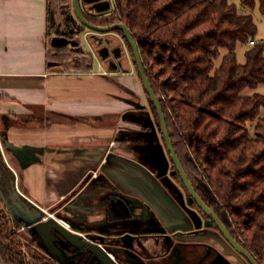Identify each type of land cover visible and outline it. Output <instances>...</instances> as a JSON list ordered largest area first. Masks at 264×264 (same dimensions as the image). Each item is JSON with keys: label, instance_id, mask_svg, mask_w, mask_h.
I'll list each match as a JSON object with an SVG mask.
<instances>
[{"label": "trees", "instance_id": "obj_1", "mask_svg": "<svg viewBox=\"0 0 264 264\" xmlns=\"http://www.w3.org/2000/svg\"><path fill=\"white\" fill-rule=\"evenodd\" d=\"M65 1L69 0H48L47 38L55 24L53 5ZM240 2L251 9L258 6L264 15V0ZM84 16L98 26L122 22L128 27L191 184L232 236L259 264H264V94H246V90L264 84V44L247 48L245 63L238 62L236 52L256 37L254 17L241 14L231 0H113L109 14ZM65 20L75 33L87 27L73 15ZM114 32L124 38L143 83L124 32ZM60 48L57 43L48 47V68L66 72L93 69L92 57L87 65H81L59 56ZM222 49L227 50L223 56ZM145 92L150 98L146 89ZM150 105L165 142L151 99ZM255 122L252 135L249 125ZM0 135L7 149V133L0 131ZM162 155L165 156H158ZM153 158L148 162L158 168ZM175 179L189 195L179 173ZM16 192L15 174L0 150V253L5 263L61 264L39 246L32 232L27 235L30 240L18 233V226L25 222L16 223L5 204ZM115 198L110 195L103 199L110 219L114 218L111 205Z\"/></svg>", "mask_w": 264, "mask_h": 264}, {"label": "crops", "instance_id": "obj_2", "mask_svg": "<svg viewBox=\"0 0 264 264\" xmlns=\"http://www.w3.org/2000/svg\"><path fill=\"white\" fill-rule=\"evenodd\" d=\"M102 2L97 12H110V0ZM47 29L48 0H0V131L20 201L107 235L103 199L114 193L135 226L154 224L152 212L170 224L175 205L127 140L138 122L152 121L122 37L92 35L109 50L121 48L120 59L98 51L91 71L66 72L48 68Z\"/></svg>", "mask_w": 264, "mask_h": 264}, {"label": "flooded vegetation", "instance_id": "obj_3", "mask_svg": "<svg viewBox=\"0 0 264 264\" xmlns=\"http://www.w3.org/2000/svg\"><path fill=\"white\" fill-rule=\"evenodd\" d=\"M102 1H86L84 4L87 3L90 5L91 10L98 11L96 9V5L103 3ZM103 6L99 5L100 8ZM98 13V16H102L107 15L110 12ZM121 39L124 43V47L128 51L124 38L122 37ZM102 47L106 48L105 53L107 54V58L112 56L115 59H120L122 56L121 48L109 50V47L103 46V44L101 49ZM151 157L152 156H150V158ZM140 158L142 162H144V165L148 166L149 170L155 177L159 172L158 168L154 167L147 161L149 157L140 155ZM171 171H173V177L175 179L176 173L178 172L175 173L176 169L174 170L172 168ZM95 173H93L92 179L98 177V173L96 176ZM175 181L177 180L175 179ZM177 187L178 191L171 187L166 188L164 185L162 187L168 197L170 196L169 198L175 205L177 212L174 217L172 216L170 224L163 223L161 219L158 218V215L155 212H152L154 216V224L135 226L131 222V214L128 213L126 215L124 212V209L122 208L123 205L120 203L122 201L120 197L114 193L106 195L104 198H108L110 195L116 196V200H114L111 205L114 218H109V224H107L108 229H106L108 233L107 235H101L95 231L84 232L81 226L56 216V211H48L47 209H42L35 205L23 202L28 205L29 208L38 212V216L35 217L32 213L26 212L23 207L21 208L25 213L23 218L26 217L30 223L37 217V219H39L37 221H47L50 218H55L63 227H65L62 223L63 221L69 223L73 230L77 232H73L65 227L67 230L71 233L78 234L87 241L100 245L110 256L113 255V260L118 264H157L150 260L152 257L160 260L161 264H235L237 258L241 259L246 264H251L250 261L240 254L225 238L217 223L210 218L195 201L190 202V193L188 195L185 188L181 185ZM16 191L17 192L12 196V200L20 205L21 201L18 195V192L20 191L17 184ZM169 191L171 195H169ZM182 199L185 203H187L186 205L182 204ZM188 199L190 204L187 201ZM188 204L190 205L189 207L187 206ZM122 213L123 221L121 222ZM127 218L129 220H126ZM216 226L220 231L216 228ZM23 229H29L30 232L34 234L39 246H41L48 255L53 257L41 244L40 237L34 230V223L28 225L25 224ZM79 233H83L84 236ZM126 235H130V237L127 238ZM147 243H151L154 246V252L149 251L145 247ZM58 245L62 248L66 258L72 260L73 264L78 263L76 262V257L83 254L78 252V248L73 245L65 246L59 243ZM232 254H236L237 257H234ZM92 257L95 262H98L94 256Z\"/></svg>", "mask_w": 264, "mask_h": 264}, {"label": "rangeland", "instance_id": "obj_4", "mask_svg": "<svg viewBox=\"0 0 264 264\" xmlns=\"http://www.w3.org/2000/svg\"><path fill=\"white\" fill-rule=\"evenodd\" d=\"M84 2H86V0H84ZM110 2H111L110 7H112L110 10L111 12L113 10V0H110ZM231 2L237 6L241 14H250L254 17L255 23L258 26V32L254 39L257 41L264 39V15L261 14L258 6L255 9H251L241 4L240 0H231ZM83 6H84V13H87L94 17H99L98 16L99 13L95 10H91L89 4L85 3ZM52 11L55 17V24L53 26L54 28L52 29V31H50L49 37L47 38V44L50 49L52 47V44L54 43L59 44L61 47L58 51L59 56L62 55L63 58L72 59L74 60V62L81 64V65H87L91 57L95 59V56H99L98 50L101 48L102 45H99V42L91 38L92 35H96V34L98 35V33H95L89 27L84 28L79 33H75L74 32L75 30L65 20V17L69 15H73L74 17L78 19L75 13L73 0H69L67 2L65 1L63 3L61 2L54 3ZM78 21L81 22L79 19ZM57 27H58V30H56ZM118 35L119 37L121 36L120 34ZM250 46L251 44L248 43L246 44V46L242 45L238 47L236 52H237V58H238L239 63L246 62L245 53H246L247 48H249ZM226 52H227L226 49H222V56ZM222 56L217 60L218 64L221 62ZM130 58H131V55H130ZM253 92L264 94V84L259 85L255 90H249V89L246 90V94H251ZM148 99L150 101L149 97ZM146 109H147L146 114L150 116L152 123L150 124L149 122H141V123L138 122L139 131L130 133L127 137V140L129 141L130 147L134 148L137 151V153L139 152L140 155H143L144 157H149L147 161L150 160V156L156 158L155 165L158 166L159 172L155 176V178L157 179V181L160 182L162 187L164 185V187L166 188L171 187L174 190L176 189V191H178L177 186H179L180 184L178 181H175L173 177V171H171V162L168 158L169 156L167 153L168 149L166 147L165 142L163 141L161 133H159L160 131H159V128L157 127L156 117H155V114L153 112V109L150 103L148 104ZM261 114L262 115L264 114V110H262ZM255 125H256V122L254 124L249 125V129L252 135H254ZM0 150L2 152L3 159L6 165L10 167L9 162L11 161L9 160V157H6L5 155V152L7 151L5 147L3 146L1 135H0ZM161 153H164L166 157H159L158 155ZM14 174H15L16 184H17V175L15 172ZM169 195H171L170 191H169ZM187 201L189 203V199ZM5 204H6V207L9 209V211L11 212L16 223H18V221L21 219L27 225L30 223L26 217L23 218L25 216L23 209H25L26 212L28 213H32V215L35 217L38 216V212L36 210H32L31 208L28 207V205H26L23 202H20V205H18L17 202H14L12 200V197L5 200ZM182 204L186 205L187 203H185L182 199ZM189 204L187 205L188 207L190 206ZM21 207H23V209ZM23 227L24 226H21V227L18 226V230H17L18 233H22L23 235L26 236L28 240H30L28 237L29 236L28 232L30 230L29 229L24 230ZM232 255L234 257H237L236 254H232ZM92 256L93 255L91 253L85 252L79 257H76V262H78L79 264H99L98 262H95ZM235 264H246V263H244L241 259L237 258Z\"/></svg>", "mask_w": 264, "mask_h": 264}, {"label": "water", "instance_id": "obj_5", "mask_svg": "<svg viewBox=\"0 0 264 264\" xmlns=\"http://www.w3.org/2000/svg\"><path fill=\"white\" fill-rule=\"evenodd\" d=\"M87 2H96L98 0H86ZM83 2L84 0H73L75 13L78 17V19L87 27L92 29L96 33H109L113 32L115 30H122L124 32V36L126 37L129 45L131 46L135 59L137 62V66L139 69V73L141 75L143 84L145 89L147 90L151 101L153 102L160 118V124L161 129L165 138L166 146L168 149V152L171 156V160L174 163L176 167V172H178L182 180L188 190V192L191 195L190 202L195 201L204 211L205 213L212 218L220 228L221 232L225 236V238L230 242V244L240 253L242 254L246 259L250 261L251 264H259L255 258L252 256L251 253H249L236 239L233 238L228 228L225 226V224L219 219V217L212 211L207 204L202 200V198L197 194L196 190L194 189L193 185L191 184L181 162L180 159L175 151L174 145L172 143V139L169 134V130L167 127V122L165 118V114L163 112V108L161 106L159 98L156 96L152 85L150 83V80L146 74V70L142 61L141 53L139 50V47L134 40L130 30L128 27L122 23H114L108 26H98L95 24L90 23L86 17L84 16V8H83ZM101 4V3H100ZM110 7V3L107 2L105 4L104 9H107ZM96 9L98 11H102L103 9L99 7V4L96 5ZM103 42L100 41L99 45H102ZM105 47L102 49L100 48L98 51L103 56L104 59L107 58V54L105 53ZM159 157H165V156H159ZM158 157V158H159ZM152 162L155 163L156 158L151 159ZM38 218V217H37ZM33 219L31 223H34V230L36 234L40 237L41 244L48 250V252L55 257L61 264H73L72 260H69L64 255V252L62 248L58 245L63 244L65 246L73 245L76 248H78L79 253H91L95 259L99 262V264H118L116 261H114L111 256L105 251L104 248H102L100 245L95 244L93 242L87 241L80 237L76 233H71L69 230H67L65 227L60 225L58 221L55 218H50L47 221H37L39 219ZM126 237H130V235H126ZM102 239V238H100ZM0 264H6L1 253H0Z\"/></svg>", "mask_w": 264, "mask_h": 264}, {"label": "built area", "instance_id": "obj_6", "mask_svg": "<svg viewBox=\"0 0 264 264\" xmlns=\"http://www.w3.org/2000/svg\"><path fill=\"white\" fill-rule=\"evenodd\" d=\"M256 43H263V44H264V39H262V40H260V41H257V40H255V39L250 40V44H251V45H254V44H256ZM118 73H119V74H122L123 71H122V70H119ZM96 175H97V173H95V176H96ZM62 223H63V225H64L66 228H68L69 230H71V231H73V232H77V231L73 230V228L71 227V225H70L69 223H67V222H65V221H63ZM79 234L82 235V236H84L83 233H79ZM111 257H112V259H114L113 255H111Z\"/></svg>", "mask_w": 264, "mask_h": 264}]
</instances>
